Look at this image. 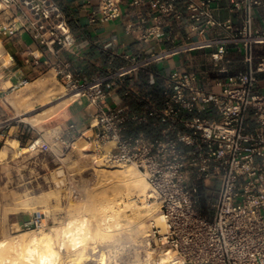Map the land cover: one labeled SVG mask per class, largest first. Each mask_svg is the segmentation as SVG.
Wrapping results in <instances>:
<instances>
[{
  "label": "built area",
  "instance_id": "built-area-1",
  "mask_svg": "<svg viewBox=\"0 0 264 264\" xmlns=\"http://www.w3.org/2000/svg\"><path fill=\"white\" fill-rule=\"evenodd\" d=\"M215 1L131 0L132 5L151 8L127 27L140 41H164L161 25L171 15L182 16L177 3L185 7L192 30L224 32L207 40L217 45L211 87L196 73L176 66L161 78L160 95L154 96L144 92L147 87L136 77L127 80L149 58H133L126 66L84 81L74 75L59 53L72 50L76 37L56 0H0V35H30L54 58L56 74L72 84L76 97L85 98L94 114L85 130L80 132L79 124L71 121L57 140L66 148L79 136L90 144H110L106 161L139 170L148 184L144 198L159 207L164 228L153 222L148 236L130 245L128 256H123V247L117 250L121 263L145 264L169 254L179 264H264V55L256 53L264 33L253 29V9L264 7V0H229L230 10L245 12L244 25L235 33L228 31V21L215 17ZM121 3L100 0L91 21L119 18ZM151 18L155 24L146 25ZM229 44L244 52V67L233 73L222 65ZM10 58L8 67L14 60ZM120 90L140 104L138 111L113 98ZM250 118L253 131H248ZM203 200L208 213L200 208ZM48 225L42 212L23 223L28 229Z\"/></svg>",
  "mask_w": 264,
  "mask_h": 264
},
{
  "label": "rangeland",
  "instance_id": "rangeland-1",
  "mask_svg": "<svg viewBox=\"0 0 264 264\" xmlns=\"http://www.w3.org/2000/svg\"><path fill=\"white\" fill-rule=\"evenodd\" d=\"M3 35H0V44L4 50V52H0V149L18 154H13L14 157L7 160H0V238L15 234L17 224L21 230H29L23 226V223L41 212L49 221L48 227L44 228L46 231L50 230L51 227L61 226L69 220L73 213L78 212H72V209L76 210L81 205L82 200L89 197L90 189L95 184L94 156L87 154H94L95 152L96 157H105V153L111 146L110 144H90L84 137L79 136L77 137L79 138L78 141L74 140L71 146L66 148L57 140L61 130L72 121L71 114L77 110L88 111L91 108L85 98L75 96L64 107L52 113L47 112L56 107L54 104L68 99L75 93H70V90L73 89L72 84L63 79L62 76L57 75L55 70L43 69V72L37 78L32 79L28 85L19 86L12 93L4 89L9 87V67L6 61L11 59V54L4 45L5 36ZM50 73L53 76L47 80ZM45 80L48 84L59 83L62 90L68 94L57 100H49L41 88L42 82ZM26 116L31 120L24 119ZM84 145L87 148H84ZM108 164L133 169L140 176H143L132 165ZM77 180L80 182H76ZM147 190L148 184L146 182L145 193H134L133 197L140 207H152L158 216V205L144 198ZM17 197L19 198L18 201L15 199ZM16 202L19 203V209H15ZM23 203H28L29 208H24ZM155 220L152 222H156ZM30 229L40 230L34 226ZM119 230H121L119 232L122 239L119 237L115 247L112 246L114 243L112 244L110 241L104 242L105 244L101 246L95 243L94 245L98 246L93 247V249L91 246L88 247L89 253H92L93 257H97L102 251L105 254L110 252L108 254H111L109 261L112 259L113 262L114 256H117L113 247L116 248L115 250H119L124 243L123 249H126H122V254L128 256L129 246L127 243L129 244V240L132 243L135 242L134 239L138 240L142 235L134 231ZM128 236L133 238L130 239ZM126 238H128L127 241L123 242ZM131 242L130 244H132ZM96 249L98 252L94 254L93 251ZM126 258L124 257L125 261ZM118 261L121 260L118 259ZM112 262L110 264H114ZM86 264L97 263L91 260Z\"/></svg>",
  "mask_w": 264,
  "mask_h": 264
},
{
  "label": "crops",
  "instance_id": "crops-1",
  "mask_svg": "<svg viewBox=\"0 0 264 264\" xmlns=\"http://www.w3.org/2000/svg\"><path fill=\"white\" fill-rule=\"evenodd\" d=\"M64 12L69 25L76 37V45L72 50H62L60 58L69 64V70L81 80H88L100 72L113 71L130 64L134 60L149 58V62L136 72L127 76L137 78V83L146 86L144 92L159 96L161 92V78L171 69L180 66L196 73L202 78V83L211 87L217 68L213 65L212 53L217 45L207 44L213 37L224 36L218 29L200 32L190 28V21L186 16V9L177 3V10L182 15L169 17L167 24L161 25V35L164 41L157 37H150L146 42L138 40L134 33L128 31V25L145 17L151 10L148 5H132L131 0H122V15L114 20L100 23L92 22V11L99 5L100 0H56ZM216 18L228 21L230 32H238L244 25V9L230 10L229 0H216L213 3ZM253 29L264 33V7L255 6L253 9ZM152 18L146 24L152 26ZM4 45L14 57L8 68L9 87L4 88L12 93L19 87V83L26 79L37 78L44 70L54 69V58L44 51L30 35L23 32L4 34ZM256 53L264 55V44L256 45ZM243 50L235 44L227 46L226 60L222 63L228 72L233 73L244 67ZM48 57L50 61L48 60ZM121 98L132 111H138L140 104L125 97L120 90L113 98ZM72 121L79 124L82 132L90 122H94L92 110H77L71 114ZM255 122L248 121V131H253Z\"/></svg>",
  "mask_w": 264,
  "mask_h": 264
},
{
  "label": "bare ground",
  "instance_id": "bare-ground-1",
  "mask_svg": "<svg viewBox=\"0 0 264 264\" xmlns=\"http://www.w3.org/2000/svg\"><path fill=\"white\" fill-rule=\"evenodd\" d=\"M0 52H4L1 44ZM8 62L9 60L6 61V63ZM52 76L53 74L50 73L47 80L51 79ZM29 83V81L26 82V85ZM41 88L49 100H57L68 94L62 90L59 83L48 84L46 80L42 82ZM73 92L75 91L70 90V93ZM75 96V94L72 95L68 99L57 103L58 105L54 104L56 107L47 112L52 113L64 107ZM30 117L32 118V116ZM24 119L31 120L27 116ZM78 139L75 141H78ZM17 140L20 142L19 139ZM84 148L87 147L84 145ZM13 154L6 149H0V160H7L18 153ZM87 155L94 156L93 174L96 180L94 178L95 184L90 189L91 194L89 197L84 198L76 210L72 209V212H78L73 213L69 220L61 224V226L51 227L48 231L44 228H40V230H21L17 224V232L15 230V234L0 238V264H86L91 260L96 261L97 264H110L112 262V259L109 261L111 254L108 255L110 249L108 254L100 250L102 252L97 257H93L92 253H89L88 247L91 246L93 249V247L98 246H95V243L101 246L108 241L112 244L114 243L112 245L114 246L117 243L116 241L120 239L119 237L122 239V236H120L121 230L119 229H123L125 232L134 231L142 235V237H146L154 219H156L158 227L164 228L165 222L162 216L160 214L156 216L152 207H140L133 197L134 193H145L146 181L143 176H140L133 169L108 164L106 157H96L95 152ZM15 199L18 201L19 198ZM15 204V209H19V203L16 202ZM23 204L24 208H29L28 203ZM129 236L128 238L133 235ZM128 238L123 240V242H126ZM129 241L131 242V240ZM129 244L127 243L130 247L131 244ZM123 246H125L124 243ZM114 247V252L117 253L118 249L115 250L116 248ZM89 249L91 250V248ZM93 252L95 254L98 250L96 249ZM118 256H114V264H122L118 261ZM170 258L172 256H169V254L168 256L161 254L158 259L150 263L145 262V264H179L173 262L174 259Z\"/></svg>",
  "mask_w": 264,
  "mask_h": 264
},
{
  "label": "trees",
  "instance_id": "trees-1",
  "mask_svg": "<svg viewBox=\"0 0 264 264\" xmlns=\"http://www.w3.org/2000/svg\"><path fill=\"white\" fill-rule=\"evenodd\" d=\"M207 205H208V203L206 200L201 201L200 208H201L203 213H208V208H207L208 206Z\"/></svg>",
  "mask_w": 264,
  "mask_h": 264
}]
</instances>
